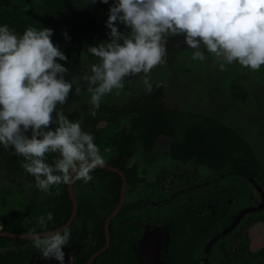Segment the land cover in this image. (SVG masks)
Returning <instances> with one entry per match:
<instances>
[{
  "label": "clouds",
  "instance_id": "9594fccd",
  "mask_svg": "<svg viewBox=\"0 0 264 264\" xmlns=\"http://www.w3.org/2000/svg\"><path fill=\"white\" fill-rule=\"evenodd\" d=\"M98 0H90L94 5ZM109 5L107 40L87 46L98 58L84 75L91 93V116L105 94L124 87V78L143 73L151 91L149 73L166 53L169 37L181 36L194 49L192 59L204 61L205 49L219 58V68L238 63L259 70L264 65V0H99ZM126 27L122 32L120 26ZM50 27L28 26L18 34L0 24V147L23 157L21 166L44 192L51 186L87 183L105 159L94 134L85 131L59 106L67 101L75 79H67L68 57L54 44ZM65 39L70 37L65 33ZM159 86V85H157ZM76 93L81 91L76 87ZM56 154L48 162L47 154ZM53 213L37 218L41 229ZM3 224H0V230ZM33 246L45 260L65 264V245L71 232L29 230Z\"/></svg>",
  "mask_w": 264,
  "mask_h": 264
},
{
  "label": "flooded vegetation",
  "instance_id": "af4514ba",
  "mask_svg": "<svg viewBox=\"0 0 264 264\" xmlns=\"http://www.w3.org/2000/svg\"><path fill=\"white\" fill-rule=\"evenodd\" d=\"M247 100L246 92L240 105ZM259 102L262 106L251 113H246L247 105L243 107L245 114L240 115L248 118L246 129L236 126L230 116L223 118L244 137L256 158L255 166L251 164L245 172L177 161L169 151L137 150L126 162L138 180H127L123 202L108 228L107 220L122 198L121 175L120 185L98 178L74 184L77 212L68 226L71 235L64 248L65 264H264V104ZM107 155L111 158H105V164L113 166L115 155L112 151ZM15 189L9 203L19 212V206H26L25 230H11L4 217L0 233L30 235L32 228L45 234L62 231L73 216L68 185L52 187L43 201L31 197L39 191L36 185ZM65 190L72 204L62 220ZM47 212L53 213V219L41 229L37 218ZM1 237L13 240L0 244V264H59L45 260L31 237Z\"/></svg>",
  "mask_w": 264,
  "mask_h": 264
},
{
  "label": "trees",
  "instance_id": "16d2710c",
  "mask_svg": "<svg viewBox=\"0 0 264 264\" xmlns=\"http://www.w3.org/2000/svg\"><path fill=\"white\" fill-rule=\"evenodd\" d=\"M108 9L109 5L99 0L94 5H90V0H0V24H8L18 34L28 26L54 30V44H58L68 57V61H61L69 68L66 78L75 79L66 103L59 107L69 119L79 120L85 131L94 134V142L102 155L113 152L116 161L111 165L124 170L128 182L138 177L134 168L127 166L126 159L133 157L137 150L152 151L159 144H164L177 161H194L216 171L245 172L252 168L251 164L255 166L253 152L232 125L201 112L168 107L163 101L161 82L153 84L150 92L138 93L123 105L101 102L96 115H90V102L83 100L82 90L76 93L75 89L79 87L77 78L83 49L108 39L105 27ZM120 28L122 32L127 31L123 25ZM65 33L77 42L67 43ZM88 55L90 65L98 62L97 57L89 52ZM230 94L238 104L246 99L244 90L233 88ZM54 155L47 154L49 163ZM23 159L11 149L0 147L3 179L18 185H35L34 178L21 166ZM91 176L116 185L122 182L120 175L102 168L93 170ZM81 182L83 180H77L74 184ZM63 197L66 198L65 212L61 215L60 210L59 213L62 220L69 215L72 204L66 190ZM58 212L57 207L55 214ZM101 220L104 221L105 216ZM10 240L13 239L1 237L0 244Z\"/></svg>",
  "mask_w": 264,
  "mask_h": 264
},
{
  "label": "rangeland",
  "instance_id": "374dc122",
  "mask_svg": "<svg viewBox=\"0 0 264 264\" xmlns=\"http://www.w3.org/2000/svg\"><path fill=\"white\" fill-rule=\"evenodd\" d=\"M75 39L70 38L67 43L74 44L77 42ZM181 41V36L169 37L162 62L157 64L148 74L152 85L156 82L163 84V101L165 104L170 108L206 112L208 115L232 125L223 119H228L230 116L231 121L236 126L246 129L248 118L242 117L245 114L243 107L246 108L247 105L246 113H251L255 110L254 108H258L261 105L259 100L264 104V66L262 65L259 70L253 71L250 68L240 66L238 63H233L221 70L219 68V58L207 52L203 49V46H201V49L205 51L206 59L204 61L193 60L192 52L194 49L185 47ZM89 62L90 58L86 48L83 49L82 66L77 79L78 85L84 93L83 100L88 102H90L91 93L87 91L88 83L83 77L86 74H90ZM143 76L144 74L140 73L125 77L124 87L118 90L114 89L111 93L105 94L101 102L117 105L127 103V100L131 97L146 91ZM233 86L237 90H244L248 93L246 104L240 105L235 99L233 101L230 94ZM250 92L252 93L250 94ZM253 93L257 96H254ZM259 94L261 95L258 96ZM248 101L250 102L248 103ZM154 150L160 151L159 154H168L167 147L164 144H159ZM107 154L108 152L103 155L105 156L104 159L111 158ZM1 167L0 163V221L5 217L3 220L6 221L8 219V224L17 229L9 228L19 231L21 230L19 227L23 229L26 226V219L23 215L26 213V206H21L23 209L19 206L22 212L10 206L9 201L13 199L10 195L16 191L15 188L18 183L3 179L4 174L1 171ZM63 185H53L51 188H61ZM41 192L43 193L40 194ZM46 193L48 192L33 191L31 197L41 198L43 201L44 198H47ZM30 199H27V204H29ZM27 212H29L28 209Z\"/></svg>",
  "mask_w": 264,
  "mask_h": 264
},
{
  "label": "water",
  "instance_id": "95a60500",
  "mask_svg": "<svg viewBox=\"0 0 264 264\" xmlns=\"http://www.w3.org/2000/svg\"><path fill=\"white\" fill-rule=\"evenodd\" d=\"M97 168H104V169H108L110 171H113L119 175H121L122 179H123V193H122V198H121V202H120V205L118 206V208L110 215V217L108 218L107 220V228H108V225H109V222L111 221V219L118 213L119 209H120V206L123 202V198H124V195H125V190H126V184H127V179H126V176L124 174V172L118 168H115L113 166H110V165H107V164H104L103 167H97ZM68 185V191L70 193V196L74 202V213H73V216L72 218L70 219L69 223L65 226H69V224L71 223V221L74 219V216H75V213L77 212V203H76V196H75V191H74V183L72 184H67ZM64 226V227H65ZM63 227V228H64ZM60 230V229H59ZM0 235H3V236H9V237H14V238H29L31 237V235H23V234H17V233H10V232H2L0 233ZM100 253V252H99ZM97 253V254H99ZM96 254V255H97ZM90 264V263H89Z\"/></svg>",
  "mask_w": 264,
  "mask_h": 264
}]
</instances>
